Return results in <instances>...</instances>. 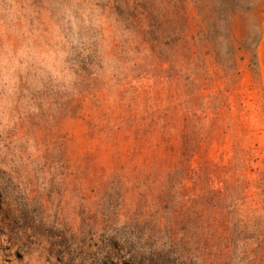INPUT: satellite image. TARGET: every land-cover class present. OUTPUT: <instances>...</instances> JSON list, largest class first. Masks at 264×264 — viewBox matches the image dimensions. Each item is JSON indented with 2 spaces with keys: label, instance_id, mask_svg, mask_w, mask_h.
I'll list each match as a JSON object with an SVG mask.
<instances>
[{
  "label": "rangeland",
  "instance_id": "1",
  "mask_svg": "<svg viewBox=\"0 0 264 264\" xmlns=\"http://www.w3.org/2000/svg\"><path fill=\"white\" fill-rule=\"evenodd\" d=\"M0 264H264V0H0Z\"/></svg>",
  "mask_w": 264,
  "mask_h": 264
}]
</instances>
